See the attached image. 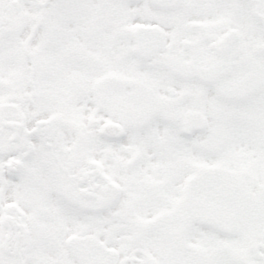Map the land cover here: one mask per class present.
Listing matches in <instances>:
<instances>
[{"label": "snow or ice", "instance_id": "obj_1", "mask_svg": "<svg viewBox=\"0 0 264 264\" xmlns=\"http://www.w3.org/2000/svg\"><path fill=\"white\" fill-rule=\"evenodd\" d=\"M0 264H264V0H0Z\"/></svg>", "mask_w": 264, "mask_h": 264}]
</instances>
